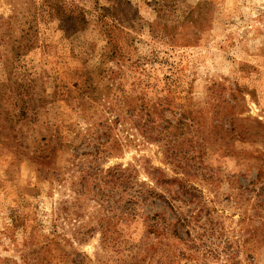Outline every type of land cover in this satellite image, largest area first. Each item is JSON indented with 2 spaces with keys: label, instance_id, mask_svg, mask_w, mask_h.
Instances as JSON below:
<instances>
[{
  "label": "rangeland",
  "instance_id": "1",
  "mask_svg": "<svg viewBox=\"0 0 264 264\" xmlns=\"http://www.w3.org/2000/svg\"><path fill=\"white\" fill-rule=\"evenodd\" d=\"M68 14L85 25L66 32ZM8 23L23 39L17 51L0 48V123L10 139L0 144V264H264V236L239 255L241 217L262 212L254 203L239 210V186L264 175V0H0V25ZM110 31L125 57L106 65L122 70L108 89L98 68ZM19 83L39 103L33 122L6 115L18 111ZM81 95H107L89 115L102 112L114 127L122 113L114 134L132 147L96 158L99 141L86 135L77 150L83 162L62 175L58 138L70 139L82 123L106 141L108 125L77 113ZM137 100L157 123L146 124ZM96 168L134 169L138 189L163 198L138 206L143 216L131 219L126 187L106 186L105 175L89 177L96 186L88 196L79 192L75 177ZM159 170L194 193L170 204L179 186H156ZM157 214L174 224L197 218V232L178 225L193 241L179 248L172 237L175 251L164 252L158 232L148 235L146 217ZM116 215L125 218L111 221Z\"/></svg>",
  "mask_w": 264,
  "mask_h": 264
},
{
  "label": "trees",
  "instance_id": "2",
  "mask_svg": "<svg viewBox=\"0 0 264 264\" xmlns=\"http://www.w3.org/2000/svg\"><path fill=\"white\" fill-rule=\"evenodd\" d=\"M74 14H68L64 20L65 23H67L70 26V29H65L67 30L66 32L72 31L74 29H77L83 25H85L86 19L85 17H74ZM64 27V26H63ZM65 28V27H64ZM106 28V27H105ZM109 28L107 29L106 32H108ZM18 29H14V25H12L11 23L8 24H2L0 25V34L1 37L0 38V48L3 47H8L11 48L12 50L15 49V51H17L21 46H22V39L21 38H15L14 35L17 33ZM25 31H22V33L24 34ZM112 31H110L107 34V47H105L104 49V53L103 55H101V62L99 65V73L98 76L99 77H103V81L102 82H107L108 83V89H110V85L112 86V84H110V81H115L118 76H119V72H121L122 70H115V69H111V68H106V65H108L109 62L111 61H116L118 63H120V59L125 57V49H123V47H121V45L119 44V40L116 36H112L113 34L111 33ZM121 33H124L123 31H120ZM6 37H10L9 40H6ZM7 45V46H6ZM29 46V45H27ZM14 48V49H13ZM122 67V66H121ZM88 81L92 82L95 81L96 79L93 77H88ZM78 87V86H76ZM90 89H93V85H90ZM29 90V86L25 83H19L18 85V95L15 97L17 104L16 108H18L17 114L16 112H12L9 115V111L6 115H8L9 120L11 122H14L15 120L17 122H22L23 120H26L27 122H33L35 120H37L38 117V107H39V103L36 102V100L33 98V96L31 95V93L28 91ZM10 92V91H9ZM9 92H5V93H9ZM3 95V93H0V96ZM4 96H7V94H4ZM12 96V95H10ZM107 96V95H104ZM103 95H100L98 97H94V96H89L87 100H85L83 98V96L81 95V100H79L77 103H75V109L77 111V113L79 114V116L81 117V120H84L88 123L91 124H96L98 122H102L103 126H105L104 128L106 129L105 133L103 134V136L106 138V141H101L102 136L99 134L98 132H93V133H85V131L82 128V123L80 124V129L79 128H74L73 131L71 132L70 135V139H65L63 140V138H58L57 140V145L54 144L53 142V148L55 150V153L57 154V158L61 159L64 161V166L61 167L60 169V173L62 175H64V171L73 167V166H78L80 164V162H83V155L82 154H78L77 150H78V146H79V140H81L82 142H87L86 139V135H91V136H95L96 140L99 141L98 146H96V150H95V157L96 158H100L101 156H103L102 158H106V159H110L109 156L114 155L113 157H118L116 156V154H118V152H122L123 154V149L125 146L127 147H132L130 145H128L127 143H123L122 139L120 138L119 135H115L114 134V129L118 128L119 126H122L124 124V119H127L126 117H124L122 115V113H117L114 115L113 120L111 119V121H113L112 124H114V127L109 123V119H107L106 115H104V113L99 112V111H94L89 115L90 110L92 109L93 106H95L96 104H98L97 102L101 101L104 97ZM126 99H124V102L127 103L128 102V98L125 97ZM139 101V100H137ZM67 103L70 104L69 101H66ZM87 105H89L90 107H86ZM139 105L141 106L139 108V110L143 113L144 118H146L147 123L146 124H150V123H157L156 120L153 118V114L150 111V109H146V107H143V105L141 104V102L139 101ZM2 108V107H1ZM133 110L136 109L134 108ZM29 111H31L33 113V115H29ZM0 113L2 114V111H0ZM131 119L132 118H136L135 114H130ZM107 121V122H106ZM79 123V122H78ZM133 123H138L136 121V119L131 120V125ZM0 123V135L3 137H0V144H4L5 142H9L10 139H7V135L6 133H4V129L3 127H1ZM139 124V123H138ZM133 130V129H131ZM145 135H150L151 133H147L146 131L144 132ZM130 137L134 136V135H129ZM73 137V138H72ZM130 142L132 145L135 142V137L134 139H130L129 137L127 138V142ZM1 148V145H0ZM108 156V157H107ZM187 159V158H185ZM188 160V159H187ZM191 161V160H188ZM193 162V160H192ZM93 163V162H91ZM190 165L192 167H195L196 165L193 163H190ZM99 167V166H98ZM94 171H90V170H82V173L80 176H76V182L79 181V183H77V186H81V190L79 191L82 195L84 196H88L89 193H91L92 190V185L95 187V183H90L89 177H98L99 175H105L104 180L107 181L106 186H109L110 184H113V186H109L110 188H113L114 190H116L117 188L121 189L122 186L126 187V189L124 190V193L129 196V200H130V205L129 208L127 209L126 212L129 213V216L131 219H134L135 217H142L143 215H140V211H137V207L144 205L148 202H152L155 199H161V197L163 198V196L158 193L157 191L153 190V189H146L145 190V186L140 187L138 189V178L137 176H135L136 174V170L134 169H129V171H122L120 168H114L108 172H104L103 170H101L100 168H96L93 169ZM95 170H97L95 172ZM190 170V169H189ZM157 171V170H156ZM188 172V171H187ZM159 176H155L152 178L153 183L160 187V185L164 184L165 186H169V187H174L175 185L179 186V189L176 191H173V193L171 194L172 196V201H170L169 203L172 204L173 202H176L177 199H180V196H185L187 194H191L194 193L193 190H195V188L191 187L190 185H188V181L187 180H180V179H169L168 177L165 176L164 172L159 170ZM259 181H252L250 182L249 186H239V210H244L243 213L245 212V208L247 206V204L250 203H254L257 205V208L259 210H262L260 214V216H256V215H244L241 217V220L239 222V233L240 236L243 237V243L239 245V255L241 253V251L244 249L245 246H247L250 242L254 241V239H256L257 236H264V220L262 217H264V175L262 173H260L259 177H258ZM203 180H208L203 176ZM88 186H87V185ZM192 191V192H191ZM193 197L195 196L194 194L192 195ZM172 209H174L173 206H171ZM114 212L115 207L112 206L111 208ZM127 214V213H126ZM121 218H125V216L119 215L117 217H112L111 221H115ZM151 219L150 220V224L148 226V235H152L153 233L158 232V234L161 236L162 240H161V245L164 247L163 251L166 253H172L174 252L171 249L175 248L174 242L169 243L168 241L170 240V238L174 237L177 238L178 240V244H179V248H181V244L185 245L188 244L190 241H193L192 235L193 233L191 232L192 227L194 228V232H197L198 229L196 227L195 222L197 221V218H179L178 222L176 224L174 223H170V222H165L163 221L164 219L161 218L158 214L153 216V217H146V219ZM261 221L260 222V226L258 227L256 225V221ZM263 220V221H262ZM243 224H245V226H243ZM178 225L181 228L184 227H190L191 229H189V231L187 232V236L189 240H185L181 234H180V229H178ZM252 226V229H250V227ZM260 228V229H259ZM104 230V229H103ZM104 232V231H103ZM201 238H203L205 236L202 234H199ZM197 240L199 239V237H196ZM259 243H263L262 240L258 239ZM138 246H133L132 247V252L136 253V248ZM171 248V249H170ZM137 254V253H136ZM236 256V255H235ZM239 264H241L239 262Z\"/></svg>",
  "mask_w": 264,
  "mask_h": 264
}]
</instances>
